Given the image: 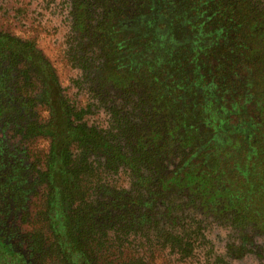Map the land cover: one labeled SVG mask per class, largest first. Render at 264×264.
<instances>
[{"label":"trees","instance_id":"16d2710c","mask_svg":"<svg viewBox=\"0 0 264 264\" xmlns=\"http://www.w3.org/2000/svg\"><path fill=\"white\" fill-rule=\"evenodd\" d=\"M65 2L66 54L88 88L115 93L112 115L87 125L90 105L69 106L34 44L0 33V127L47 141L33 179L0 144V264L185 261L203 247L197 216L235 235L218 264H264V2ZM36 184L45 239L28 254L9 218Z\"/></svg>","mask_w":264,"mask_h":264},{"label":"rangeland","instance_id":"374dc122","mask_svg":"<svg viewBox=\"0 0 264 264\" xmlns=\"http://www.w3.org/2000/svg\"><path fill=\"white\" fill-rule=\"evenodd\" d=\"M65 3V0H0V33L21 41H31L53 69L57 83L63 90L69 106L75 109H84L90 105L89 114L83 116V121L87 125L106 128L110 115H112L110 105L115 93L109 88L104 90L100 83H98V87L88 88L89 86L85 85L79 78L81 70L78 67L80 62L72 61L66 54L68 44L70 45L68 41L70 35ZM16 130V127L10 125L5 128L0 127V144L4 142L3 140L7 141V144L5 142V149L8 148L18 159L21 158L29 169L28 177L33 179L47 148V141L24 138L23 134ZM231 147H233L231 144L224 147L221 153L225 156L230 153ZM230 163L239 166L240 157L232 158ZM229 166L226 164V174L222 171V180L225 182L227 180L226 183L228 184L231 180V176L227 174ZM119 176L118 179H115L118 182L122 180L121 175ZM225 186L230 187V185ZM41 194V188L39 189V185L36 184L35 192L30 193L28 197L29 202L25 210L19 208L9 218L16 248L26 251L28 254L33 243L45 239V219L39 214L41 204L39 197ZM196 221L202 224L200 232L204 236V240H195L196 243H203V247L198 248L199 251L193 248L195 253H191L185 261L179 260L178 256L165 253L157 255L155 252L150 256V264H177V259L181 264H214V262L218 264L221 248L228 243L229 245L235 244V235L224 227L214 225L209 219L203 220L197 216ZM252 243L264 247V241L259 237L256 240L254 237ZM196 246L193 242V247ZM144 257L142 264L147 263L148 256L145 255ZM49 258L48 264H62L58 257L54 258L50 253ZM35 261L37 264L43 263L41 259L35 258ZM123 263L127 264L124 261ZM224 263L261 264L258 259L252 256H246L240 261L225 259ZM131 264H137V262Z\"/></svg>","mask_w":264,"mask_h":264}]
</instances>
